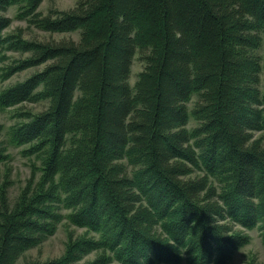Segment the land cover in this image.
<instances>
[{
  "label": "trees",
  "instance_id": "trees-1",
  "mask_svg": "<svg viewBox=\"0 0 264 264\" xmlns=\"http://www.w3.org/2000/svg\"><path fill=\"white\" fill-rule=\"evenodd\" d=\"M41 2L0 0V82L43 65L0 87V162L34 160L12 201L0 183V264H230L247 230L264 243V0ZM10 6L79 38L7 31ZM64 220L59 257L25 255Z\"/></svg>",
  "mask_w": 264,
  "mask_h": 264
},
{
  "label": "rangeland",
  "instance_id": "rangeland-1",
  "mask_svg": "<svg viewBox=\"0 0 264 264\" xmlns=\"http://www.w3.org/2000/svg\"><path fill=\"white\" fill-rule=\"evenodd\" d=\"M77 0H42L38 10L42 13H47L50 9L63 10L73 7L76 4ZM5 14L10 17L11 23L7 28V31H13L17 27L23 28V35L26 38H35V39H67L71 38L78 40L79 32H47L42 31L39 28L34 26H29L25 19L18 18L16 16L17 10L15 6H10ZM255 53L260 57L264 56V38L261 41L259 48L255 50ZM143 61L139 60L138 54L136 53L133 59L131 66V73L129 76V82L133 84L136 79L137 73L143 68ZM42 64L37 67H31L19 71L13 74L10 78L5 81L0 82V87L4 84L11 83L15 80H21L24 77L28 76L36 69L42 68ZM260 78L262 84H264V72H261ZM195 97L187 101L188 108H191ZM25 106V105H24ZM27 107H32V109L37 110L41 108L40 103H26ZM16 119L10 117V109L0 111V125L2 126L0 133V140H3L7 137L5 134L6 129L9 125L14 123ZM195 124L194 119L189 120L188 127H191ZM255 136L263 135L261 132H255ZM8 157L4 161L0 162V183L6 181V194L10 201H12L18 194L19 188L25 186V182L30 176V167L31 163L34 161L28 156H25L22 153V146L16 147L13 145H8L7 152ZM66 220L58 224L57 229L54 234L46 237L39 246H35L25 252L27 257L39 258L41 260L52 259L59 257L64 251V242L66 240V232L64 223ZM73 231L76 234L81 233L82 229L73 228ZM249 235L248 243L242 245L239 249L235 250L232 254L231 259L229 260L230 264H264V243H262L259 233L256 229H251L246 231ZM81 262V261H80ZM22 264V260L19 261ZM109 264H116L114 262ZM167 264V263H160Z\"/></svg>",
  "mask_w": 264,
  "mask_h": 264
}]
</instances>
